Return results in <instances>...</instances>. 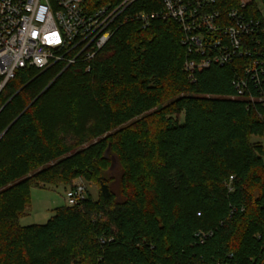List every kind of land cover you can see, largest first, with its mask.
<instances>
[{
    "label": "trees",
    "instance_id": "16d2710c",
    "mask_svg": "<svg viewBox=\"0 0 264 264\" xmlns=\"http://www.w3.org/2000/svg\"><path fill=\"white\" fill-rule=\"evenodd\" d=\"M162 10V0L135 1L94 59L22 69L1 92L0 264H264V146L252 143L264 136V106L238 97L240 61L186 73L179 23L150 18L144 28L136 19ZM246 15L264 21V0ZM166 100L182 121L162 108ZM136 118L98 148L62 159L77 138ZM111 153L122 174L95 179L98 200L88 192L46 224L21 226L32 189L67 192L84 171H104L91 156L105 163Z\"/></svg>",
    "mask_w": 264,
    "mask_h": 264
},
{
    "label": "built area",
    "instance_id": "2783aa9c",
    "mask_svg": "<svg viewBox=\"0 0 264 264\" xmlns=\"http://www.w3.org/2000/svg\"><path fill=\"white\" fill-rule=\"evenodd\" d=\"M86 1L0 0V94L22 69L43 72L58 62L94 59L112 38L119 16L137 0H121L117 7L94 13L85 10ZM162 1L160 13L138 14L136 19L144 28L150 18L179 23L188 55L184 71L191 76L198 69L240 61L242 72L234 80L238 97L264 106V40L259 39L264 21L246 15L255 0H238L239 7L232 9L226 8L228 0ZM87 196L88 188L79 180L65 199L74 207Z\"/></svg>",
    "mask_w": 264,
    "mask_h": 264
},
{
    "label": "rangeland",
    "instance_id": "374dc122",
    "mask_svg": "<svg viewBox=\"0 0 264 264\" xmlns=\"http://www.w3.org/2000/svg\"><path fill=\"white\" fill-rule=\"evenodd\" d=\"M53 80H54V78H51L50 80H48L46 82V84L42 86V90L45 89ZM162 108L166 109V111L168 113H170L171 115H173L176 119H179L181 121L183 120V114L180 111H178V109H176V107H174L172 105L171 100H166L162 104ZM148 114L149 113H146L145 115L147 116ZM140 119L141 118H136L131 122L121 124V125L117 126L116 128H114L112 130H108V131H105V127L102 126L104 128V130H103V128H101L99 130H94V132L91 134L89 133L88 135H83V136H81L80 139L77 138L73 142L71 152L67 156L62 157V159L69 157L71 155L77 154V153L84 154L89 150L92 151L95 148H98L100 143L102 141H105V139L107 137H109L110 135H112L115 132L129 128V126L131 124H134L136 121H138ZM97 123H101V121H97V119H96V121H94L93 125H95ZM93 125H88V128H86L85 130L87 132H89V130H91V127ZM99 127H101V126H99ZM85 137H86V139L82 140ZM82 141H84V142H82ZM252 143L260 144V145L264 146V136L253 137ZM90 148H92V149H90ZM114 154L115 153H111L110 154V161L105 162V163H102L97 156H95V157L91 156L90 162L96 161L95 162L96 165L100 166L102 169H104V171L98 175H96L95 173L93 174V173H88V172L84 171V176L82 177V179L76 178L74 180V182L79 181V180L83 181L88 188V192L91 194V196L95 200H98V196H99V190L97 188V182L95 181V179L100 178L101 174H102L103 178L106 180L112 179L113 181L114 180L118 181L120 179V176L122 174V167H121L119 161L115 159L116 157H114ZM103 156H104V153H103L102 157ZM56 162H58V161H54L48 165L40 166L37 169V172H40L43 168H46L50 165H53ZM37 172H34V173H37ZM89 178H93L94 180L90 181ZM65 196H66V187H64V186L51 187L48 189H32V191H31V207L27 210V215L20 220L21 226L46 224L52 218L54 211L56 209L67 206Z\"/></svg>",
    "mask_w": 264,
    "mask_h": 264
},
{
    "label": "water",
    "instance_id": "95a60500",
    "mask_svg": "<svg viewBox=\"0 0 264 264\" xmlns=\"http://www.w3.org/2000/svg\"><path fill=\"white\" fill-rule=\"evenodd\" d=\"M42 94H43V93H42ZM40 96H41V95H40ZM38 98H39V97H38ZM38 98H37V99H38ZM37 99H36V100H37ZM34 102H35V101H34ZM15 122H16V121H14V122L8 127V129L4 132V134H5V133H6V132H7V131L13 126V124H14ZM4 134H3V135H4Z\"/></svg>",
    "mask_w": 264,
    "mask_h": 264
}]
</instances>
